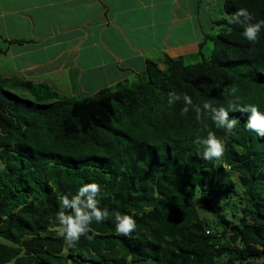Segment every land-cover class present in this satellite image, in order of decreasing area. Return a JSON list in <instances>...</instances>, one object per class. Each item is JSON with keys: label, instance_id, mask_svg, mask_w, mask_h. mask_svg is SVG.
<instances>
[{"label": "trees", "instance_id": "1", "mask_svg": "<svg viewBox=\"0 0 264 264\" xmlns=\"http://www.w3.org/2000/svg\"><path fill=\"white\" fill-rule=\"evenodd\" d=\"M241 8L264 21V0H225L227 16L195 54L150 59L135 80L82 99L0 75V264H264V136L239 110L264 112V27L246 40L230 23ZM170 92L191 96L200 118L181 114L182 99L169 105ZM205 102L238 120L232 134ZM209 132L221 159L195 143ZM92 182L109 215L70 248L59 197ZM117 212L136 221L130 236L117 235Z\"/></svg>", "mask_w": 264, "mask_h": 264}, {"label": "crops", "instance_id": "2", "mask_svg": "<svg viewBox=\"0 0 264 264\" xmlns=\"http://www.w3.org/2000/svg\"><path fill=\"white\" fill-rule=\"evenodd\" d=\"M224 1L0 0V51L12 53L10 75L96 93L150 59L195 54L227 16Z\"/></svg>", "mask_w": 264, "mask_h": 264}, {"label": "clouds", "instance_id": "3", "mask_svg": "<svg viewBox=\"0 0 264 264\" xmlns=\"http://www.w3.org/2000/svg\"><path fill=\"white\" fill-rule=\"evenodd\" d=\"M252 14L244 8L239 9L234 16L230 18V23L241 24L244 28L242 35L250 43L255 44L258 41L261 28L264 27V21L252 23ZM236 89H232L235 94ZM169 105L183 100L184 107L181 110L182 115H186L190 108H194L197 113V119L200 118L202 109L199 105H193L191 96L184 94L181 98L175 92L168 94ZM235 108V105H229ZM203 110L211 113L212 119L218 128L225 129L227 134H232L238 120L230 118L229 111L224 107H214L211 103L205 102ZM241 112L250 113L246 127L249 130L257 132L264 136V112L259 110L255 104H247L239 109ZM197 144L203 145V158L205 160L221 159L224 155L225 146L222 140L218 139L214 132H209L206 138H197ZM101 193V186L92 182L82 185L77 193L69 198L68 195L59 197L60 209L57 212L56 219L58 221V235L62 237L65 244L74 248L80 241L81 236H88L89 226L95 221L103 222L108 217L107 209L97 207V199ZM136 229V221L127 214H115V230L117 235L130 236ZM91 238V237H88Z\"/></svg>", "mask_w": 264, "mask_h": 264}, {"label": "rangeland", "instance_id": "4", "mask_svg": "<svg viewBox=\"0 0 264 264\" xmlns=\"http://www.w3.org/2000/svg\"><path fill=\"white\" fill-rule=\"evenodd\" d=\"M217 30H218V27H217ZM211 46H212V44L208 43V47H211ZM12 72H14V61L12 59V53L11 52L7 53V51H4V50L0 51V75L11 76L10 74ZM61 85H65V84H61ZM75 92L76 93L73 94V96H75L77 98H81V99L86 97V96L94 94V93H91V92H88V93L79 92L77 90ZM60 93L67 94L68 92L60 91ZM1 242H5V239L2 238V237H0V243Z\"/></svg>", "mask_w": 264, "mask_h": 264}]
</instances>
